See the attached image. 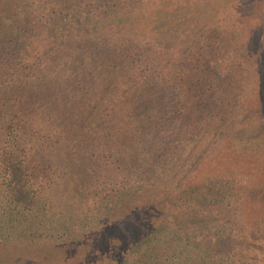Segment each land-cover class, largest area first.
<instances>
[{
    "label": "trees",
    "instance_id": "trees-1",
    "mask_svg": "<svg viewBox=\"0 0 264 264\" xmlns=\"http://www.w3.org/2000/svg\"><path fill=\"white\" fill-rule=\"evenodd\" d=\"M244 1L0 0V264H264L244 222L264 187L157 188L216 81L255 68L264 109V12Z\"/></svg>",
    "mask_w": 264,
    "mask_h": 264
},
{
    "label": "rangeland",
    "instance_id": "rangeland-1",
    "mask_svg": "<svg viewBox=\"0 0 264 264\" xmlns=\"http://www.w3.org/2000/svg\"><path fill=\"white\" fill-rule=\"evenodd\" d=\"M244 3V5L239 4V10L246 15V18L255 14L262 15L264 12L260 6L262 2L259 0H245ZM249 25L250 23L247 24ZM207 27L204 24L201 28ZM240 28H243V25H240ZM236 38L235 47L239 49V54L250 53L241 44L239 34ZM228 51H231V48ZM244 67L246 71L241 72L243 78L251 73L245 85L223 86L219 80L215 82L213 88L209 90L215 92L214 99L209 104L213 110L207 109L204 118H201L202 108L198 101L186 110L188 118L185 119L184 127H187L188 131L183 136L180 151L175 150V154L169 157L168 165L159 176L158 190L162 187L169 193L177 194L179 189H188L192 184L197 185L204 181H211L213 184L227 181L232 186L228 191L235 189L247 191L264 187V109L259 98L255 68ZM173 91H176L178 96L182 92L179 89ZM239 92L236 102L235 94ZM177 100L185 102V105L190 103L185 96ZM140 116L141 111L137 114L132 113L131 117L136 118L138 122ZM220 117L226 119L220 122ZM164 129L170 131L169 127ZM93 130L91 133L99 134L100 126L96 124ZM189 133L193 135L188 136ZM110 156H113L112 152ZM77 162L83 164L80 158ZM70 177H67L66 181H77V176L73 175L75 179ZM92 194L95 198L100 197V191ZM251 215L259 218L258 220L264 224V205H259L255 214H251V211L245 212V224L250 223L249 220L253 218ZM99 218L100 214L97 215L96 220Z\"/></svg>",
    "mask_w": 264,
    "mask_h": 264
}]
</instances>
